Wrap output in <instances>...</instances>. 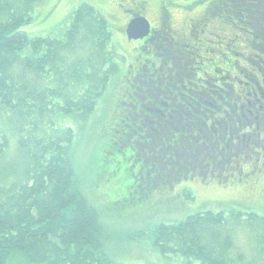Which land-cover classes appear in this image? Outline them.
Here are the masks:
<instances>
[{
	"label": "trees",
	"instance_id": "obj_1",
	"mask_svg": "<svg viewBox=\"0 0 264 264\" xmlns=\"http://www.w3.org/2000/svg\"><path fill=\"white\" fill-rule=\"evenodd\" d=\"M38 1L0 0V264H117L103 253L109 231L101 215L107 206L97 200L94 187L100 178L111 177L115 178L114 193L119 194L112 201L114 208L126 206L131 223L160 219L139 233L174 264H264V205L259 202L236 197L204 200V206L183 219L163 220L170 214L167 211L174 213L177 196L194 199L192 188L183 191L184 181L196 178L206 187L216 185L219 178L253 176L251 169L239 174L235 156L228 154L223 141L215 142L233 117L232 111L239 113L248 93L253 96L255 81L263 77L264 0H201L205 30L215 20L233 38L217 44V60L225 67H216L214 58L203 70L195 54L193 69L197 70L187 67L185 74L171 69L172 43L165 20L169 0H160L163 18L148 38L154 47L152 55L159 53L170 61L155 63L153 74L137 71L133 92V76L128 71L123 74L125 99L117 104L120 110L112 112L106 128L89 127L92 140L78 149L88 156L84 168L75 163L73 143L81 137V125L117 69L109 25L99 11L81 3L61 34L28 37L20 28L32 20ZM208 10L216 12L217 18ZM205 30L201 34L207 35ZM137 50L133 60L142 53V44ZM175 61L184 63L181 57ZM160 67L165 77L158 74ZM188 74L193 78H187ZM217 74L226 83L217 86L219 81L210 80ZM196 90L200 96L192 95ZM176 101L180 105H171ZM214 103L217 109L210 106ZM181 107L188 111L184 122ZM207 108H213L212 112ZM151 109L160 114L153 129L159 135L152 130L144 134L143 127L132 123L143 120L142 113ZM62 118L79 123L64 125ZM215 120L219 127L214 122L212 130ZM155 142L160 149H155ZM194 150L193 159L198 162L188 166L184 156L192 160ZM159 192L169 196L153 199ZM159 213L165 215L155 218ZM115 217L121 219L118 213Z\"/></svg>",
	"mask_w": 264,
	"mask_h": 264
},
{
	"label": "rangeland",
	"instance_id": "obj_2",
	"mask_svg": "<svg viewBox=\"0 0 264 264\" xmlns=\"http://www.w3.org/2000/svg\"><path fill=\"white\" fill-rule=\"evenodd\" d=\"M169 1H167L165 4V6H169V15L167 14L165 20L168 23L167 27L169 26L168 30L169 34L171 35L172 43L170 45L171 48L169 49L172 50V64L170 62L171 69H179L181 70V74H185V71H187V67L190 68V70H197L193 69L197 66V64H193L196 60L194 61V59H192L193 55L195 54L200 56L201 62L199 63H201V65L203 66V70H205V64H209L210 60L214 58H216V67L217 65L225 67V65L221 64L220 61L217 60V44L221 43L219 41L225 42V39H232L233 37L225 34L224 31L221 30L222 24L216 23L217 21L214 20L212 21L211 25H209L205 30L206 24L203 23L202 20L204 9L202 8L201 0H173L176 3H180V7L174 5ZM81 3H87L91 5L106 18L109 25L111 41L114 45L117 60V69L111 75L109 82L107 83L106 90L97 100L95 109L86 119L87 121H85V124L81 125L82 129H84L81 137H78L77 141L73 143V145L77 146L75 163L78 167L81 165V168H84L85 161L88 160V156L85 151H78V149L81 150V147L85 144L87 139H89V141L92 140V138L88 134L89 127H91L92 129H95L99 126H103V128H106L110 121L109 117L111 118L112 116V112L114 115V113H116V110L117 112L118 110H120V107L117 106V104L119 101H124L125 99L121 93L124 82H126L123 74L128 71V76H133V83L130 89V92H133L132 89L135 90L138 85V81L136 80L137 78L135 77L137 71L141 70L143 73L150 72L151 74H153L154 71L151 70V67H155V63L157 65L159 62L160 64H166V62L168 60L170 61V59L167 58L165 60L164 55L162 56L159 53L152 55V48L154 47L151 41L149 43L143 44L140 43V38L128 39V37H125L126 33L123 30L128 18L134 15V12L136 11H142L143 17H145L153 27L161 24L159 22L162 21L161 15L164 13L161 14L160 0H39L33 6L31 12L32 20L22 25L20 29L24 31L28 35V37L59 35L64 30V27L68 25L72 11ZM208 12L211 14V17L217 18V15H215L216 12H212L211 10H208ZM203 30H205L207 35L201 34ZM217 36H220L222 39H218ZM195 37H197L198 39H195ZM140 44H142V53L139 54V60L136 61L133 60V57L134 54L138 52L137 48ZM236 50L240 51L241 48H236ZM258 50H261L260 47L258 48ZM164 52L165 51L161 53ZM244 52L247 53L248 50H244ZM167 57H169V55H167ZM179 57L184 60L182 66L175 61V59ZM159 69L160 73L158 74L165 77L163 68L160 67ZM215 72L217 73V69L215 70ZM219 73H221V71H219ZM218 75L219 74H217L215 78L211 77L210 80L214 84H217V82L219 81V84H217V86H219L221 83H226V78L220 76L217 77ZM186 77L190 78L192 76L191 74H188L186 75ZM194 80L199 81V79H195V77ZM178 81H180V79ZM175 84L176 83L171 86L175 87ZM193 86L198 88V86ZM193 94L195 96H200V90H196L192 93V95ZM134 96L136 97L135 93ZM177 102L178 101L174 102V104L180 105ZM125 107L129 108V105ZM255 107V105L251 106V109L253 110V108ZM167 108L168 107H166L165 111L168 110ZM207 110L212 111L213 108H207ZM173 111H175V109H173ZM154 114L156 116H154ZM142 115L143 120L137 118V120L133 121L132 123L136 125V127H143L145 130L144 134H150L149 130H152L154 132V126H158L155 121L161 120L157 118V116H160V114H158L157 111L151 109L146 112V115H144L143 113ZM213 115L217 116L216 114ZM258 117V123L261 125L262 119L264 120V115H258ZM150 119H154L153 122H150L152 121ZM246 120H249L248 115L246 116ZM61 121L64 125L76 127L79 123V121H75L72 118H62ZM128 123L131 122H129L128 120ZM251 123L253 124L254 122ZM3 128L7 131L6 125H4ZM248 130H251L254 134L256 128L255 126H253L252 129ZM188 131L189 130L187 129V134ZM90 134L93 137V133L90 132ZM159 134L160 133H158L157 135ZM248 135L252 134L246 133V136ZM117 136L119 135L117 134ZM150 137H152V135H150L149 138ZM262 138H264V135L262 136ZM119 139H122L121 135L119 136ZM132 139V137L129 138V140ZM253 139L255 140L256 138L253 136ZM11 141L13 143L14 139L12 138ZM213 141L215 140L213 139ZM155 145V149L161 148V145H157L156 142ZM189 150L190 149L188 147L187 152H189ZM255 150L256 153L251 156H258L260 159L259 162H261L262 157L260 155V149L255 148L254 151ZM192 152L193 156L189 157L192 158V160L187 159L186 156L182 155L185 157L183 163L186 162L188 165L193 161H195L196 163L198 162L193 159L195 152L197 151L194 150ZM199 155L201 159H204L202 154ZM248 163H251V159L248 161ZM180 169L181 171L185 170V166H181ZM189 169L190 168H187V171H189ZM262 171H264V168H262L261 172ZM121 172L122 171H119L120 176H122ZM176 173V171H173V174ZM155 175L159 176L157 173ZM256 176H260V179H264V173L256 172L253 174L251 180H253ZM246 178V180L250 179V177ZM114 179V177H111L110 180L108 179L109 181H106L105 178H100L94 186L96 190L95 194L97 195V200H101L102 205L107 206L106 208H104V214L101 215V222L103 226L107 228V231H109V239L104 242L103 253L111 257L112 260L117 264H174V261L171 258L161 256L154 247L150 246L145 236L140 235L139 233V230H143V228L145 229L146 227L151 226L153 223H156V221H160V219L150 222L141 221L131 223L130 220L126 219L129 217L128 215L131 214L128 212L126 206L120 205L117 208H114L112 201L119 197V194L116 195L114 193ZM183 183L186 184L185 188H183V191L189 189L191 190L192 188L194 199H186V197L181 194L176 198L177 203L174 206L173 214H171V211H167L170 214L165 215L164 213H159L155 216V218L165 215L167 216V219L163 220L168 222L183 219L188 214L198 211L200 207L204 206V204L202 203L204 202V200L217 199L221 201L236 197L240 200L246 199L245 201L247 202H259L261 203V205H264V180H258L255 183L249 184V186L247 184H244L245 186H239L235 188L228 187V189H222L220 187V184V186L216 184L214 185L215 187H213L212 190L205 189L194 180L184 181ZM187 183H189L190 186H188ZM106 192L107 194L105 196ZM167 196H169L167 193L159 192L158 196H153V199ZM117 213L121 215V219L115 217V214ZM245 238L246 240L244 239V243L247 244L248 239L247 237Z\"/></svg>",
	"mask_w": 264,
	"mask_h": 264
},
{
	"label": "flooded vegetation",
	"instance_id": "obj_3",
	"mask_svg": "<svg viewBox=\"0 0 264 264\" xmlns=\"http://www.w3.org/2000/svg\"><path fill=\"white\" fill-rule=\"evenodd\" d=\"M137 12L138 11L134 13H137ZM148 37L142 39L141 42L143 44L149 43L150 41ZM134 60L138 61L139 59L134 58ZM261 75L263 76L261 77V80L255 81L256 88L254 89L253 96L250 97V93H248L249 97L245 98L244 100L246 104H242L239 107L240 109L239 113L232 111L233 117L229 119L230 122L224 128L223 133L221 135L217 133V141L215 143L218 145L219 140L225 143L226 147L231 152V153L228 152V154L235 156V158L233 159L234 164L238 167L241 166L238 171L239 174H242L244 169H251L252 175L256 172L264 173V171L261 172L262 168H264V142H262L264 141V138H262V136L264 135V120L262 119L261 125L258 123V119H259L258 115H264V74L262 73ZM175 99H176V96H175ZM175 99L173 98V100ZM171 105L176 106L174 102L171 103ZM254 105L257 107V109L255 107L252 110L251 106H254ZM210 106L217 109L216 103H214L213 105L210 104ZM171 112L175 114V111H173V108L171 109ZM182 114L184 115L182 116V120L184 122L188 117V111L186 108L185 109L182 108ZM247 115L249 116L248 121L246 120ZM194 119L196 122H200V120L196 119V117H194ZM214 122L215 123L217 122V127H219V121L215 120L213 121L211 125L212 130L216 129V127H214L213 125ZM251 122H254V123L252 124ZM253 126H255L256 128V131L254 134L252 133L251 130H248V129H252ZM186 131L187 129H185V132ZM246 133H249L252 135L246 136ZM253 136L256 138L255 140L253 139ZM255 148H259L261 151L260 152V155L262 157L261 162H259L260 159L258 156L257 157L251 156L256 153V150L254 151ZM220 153L224 154V151L221 150ZM250 159H251V163H248ZM221 161L224 162V159H221ZM234 177L235 175L233 176L232 179H229L228 177L219 178V180H217V185L218 186L221 185L220 187L222 189H228V187L235 188L239 186H245L244 184H247L249 186V184L255 183L258 180H261V181L264 180V179H260L261 178L260 176L254 177L253 180H251L253 176H251L250 179L248 180H246L247 178L240 179V178H237V177L234 178ZM195 179L192 178V181ZM239 182L240 184H238ZM213 186H214L213 183H211L210 185H206V187L204 188L207 190L209 189L212 190Z\"/></svg>",
	"mask_w": 264,
	"mask_h": 264
},
{
	"label": "water",
	"instance_id": "obj_4",
	"mask_svg": "<svg viewBox=\"0 0 264 264\" xmlns=\"http://www.w3.org/2000/svg\"><path fill=\"white\" fill-rule=\"evenodd\" d=\"M128 39L143 38L150 31L149 23L143 16H134L126 26Z\"/></svg>",
	"mask_w": 264,
	"mask_h": 264
},
{
	"label": "bare ground",
	"instance_id": "obj_5",
	"mask_svg": "<svg viewBox=\"0 0 264 264\" xmlns=\"http://www.w3.org/2000/svg\"><path fill=\"white\" fill-rule=\"evenodd\" d=\"M16 69V68H15ZM87 77V76H86ZM15 95V94H14Z\"/></svg>",
	"mask_w": 264,
	"mask_h": 264
}]
</instances>
